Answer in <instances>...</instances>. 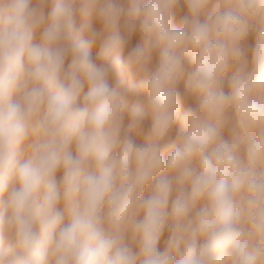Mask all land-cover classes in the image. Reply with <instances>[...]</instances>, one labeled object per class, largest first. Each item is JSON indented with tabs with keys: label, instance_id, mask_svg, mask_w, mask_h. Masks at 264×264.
Masks as SVG:
<instances>
[{
	"label": "clouds",
	"instance_id": "1",
	"mask_svg": "<svg viewBox=\"0 0 264 264\" xmlns=\"http://www.w3.org/2000/svg\"><path fill=\"white\" fill-rule=\"evenodd\" d=\"M126 4L0 0V264H264V0ZM133 66L143 79L125 87ZM182 80L196 105L173 140Z\"/></svg>",
	"mask_w": 264,
	"mask_h": 264
},
{
	"label": "rangeland",
	"instance_id": "2",
	"mask_svg": "<svg viewBox=\"0 0 264 264\" xmlns=\"http://www.w3.org/2000/svg\"><path fill=\"white\" fill-rule=\"evenodd\" d=\"M33 2H36V0H33ZM143 2L145 4H147L148 0H143ZM35 4V3H34ZM120 4L123 8L126 9L127 4H126V0H120ZM48 11H50V8L46 7L45 8V15H47ZM212 9L211 7H209V9L206 11V13L201 17V19H205L207 14L209 12H211ZM188 14V9L186 7V5L181 2L174 10H173V14H172V26L173 27H180L181 26V21L182 18ZM97 18V19H96ZM94 23V26L91 27V23ZM124 20L125 17L122 15L121 16V20H120V26H121V32L124 33L125 29H124ZM84 23L83 19L81 17H77L76 16V28L79 29L82 24ZM89 23H90V30L94 31L96 33H103V26L101 21L98 19V17L93 14L92 17H90L89 19ZM101 26V29H100ZM95 29H94V28ZM98 28V29H97ZM85 38L89 37V31L86 30L84 33ZM40 40V34L36 33L34 36V43H38ZM101 42H102V36H98V38L96 39V42L92 45L91 49H90V55L92 57V59L94 61H96L97 63H100L99 60V52H100V46H101ZM141 43V37H140V33L139 30H136L131 37L127 40L126 45L124 46L122 52H121V58L123 60H127L128 54L129 52L137 45ZM246 48H247V55L249 58V61L251 60V48L252 46L255 44V35H249V37L247 38L246 42ZM158 61V54L157 53H153L152 54V58L150 60V62L148 63L147 67L149 69V71H154L156 64ZM70 63V57L65 61V69H67L68 64ZM249 67H251V65H249ZM130 75L133 73V77H129L128 75ZM234 73V69L233 68H229V70L225 73V90L227 91V81L231 78V76ZM141 79H143V73H141L136 67H131L129 70H127L124 73V86L128 87L129 85H138L141 81ZM111 82V81H110ZM184 81L182 80L179 85L177 86V90L181 93V104H180V111H179V117L176 121V124L173 126V130H172V134H171V139H175V135L176 132L179 130L180 126H181V119L184 115V113L187 111V109L189 107H195L196 105V100L193 97H184ZM87 92V85H85V88L83 90V92L81 93V99L83 97V94ZM129 112L127 110H125V112L123 113V125L126 128L128 123H129ZM151 125V116H146L145 120L142 124V126L136 130L133 131L132 135L134 137V139L136 140L137 143H144L146 141V137H147V133H148V129ZM224 135L227 137L228 133L227 131H225ZM33 138L29 137L28 141H26V143L22 146V153H23V159H27L28 156L30 155V149L28 148V144H30L32 142ZM168 153H165V159H167ZM63 175L62 170L57 172V180L59 181L61 179ZM144 197H147L148 195H150V186L146 187L143 193ZM175 193H173V198H174ZM58 207L60 208L61 211L64 210V204L61 201V203L58 205ZM198 208L203 207V202H201L200 204H198L197 206ZM143 213L140 214V217L142 219ZM65 223H67V214L65 213ZM168 239V232L165 231L162 236L161 239L158 243V249L163 250L165 245H166V241Z\"/></svg>",
	"mask_w": 264,
	"mask_h": 264
},
{
	"label": "bare ground",
	"instance_id": "3",
	"mask_svg": "<svg viewBox=\"0 0 264 264\" xmlns=\"http://www.w3.org/2000/svg\"><path fill=\"white\" fill-rule=\"evenodd\" d=\"M34 3H36V2H33V4H34ZM78 7H79V4H77V8H78ZM77 17H80V16H79V13H77ZM96 19H97V18H96ZM92 22H93V20H92ZM94 23H95V22L91 23V27L94 26ZM102 26H103V25H102ZM93 28H94V27H93ZM95 28H96V27H95ZM95 28H94V29H95ZM97 29H98V28H97ZM100 29H101V26H100ZM37 33H39V32H37ZM128 76H129V77H133V73H132L131 75H130V73H129Z\"/></svg>",
	"mask_w": 264,
	"mask_h": 264
}]
</instances>
